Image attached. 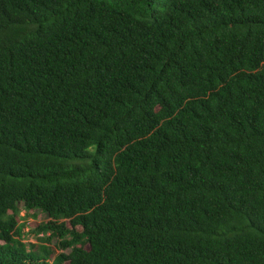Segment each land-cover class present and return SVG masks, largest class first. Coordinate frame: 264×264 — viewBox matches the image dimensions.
Listing matches in <instances>:
<instances>
[{
	"label": "trees",
	"instance_id": "16d2710c",
	"mask_svg": "<svg viewBox=\"0 0 264 264\" xmlns=\"http://www.w3.org/2000/svg\"><path fill=\"white\" fill-rule=\"evenodd\" d=\"M64 263L264 264V0H0V264Z\"/></svg>",
	"mask_w": 264,
	"mask_h": 264
},
{
	"label": "rangeland",
	"instance_id": "374dc122",
	"mask_svg": "<svg viewBox=\"0 0 264 264\" xmlns=\"http://www.w3.org/2000/svg\"><path fill=\"white\" fill-rule=\"evenodd\" d=\"M20 211H21V213L25 212L24 218H22V219L19 218L17 220L18 223H20V222L24 223V225L22 226V229H21V231H23L24 234H23L21 239H23V242H29V243H32L34 245H37L39 243V241L36 239V236H39V235H36V233L33 231V227L37 224V222L44 221L45 218H44L43 214H41L39 211H34V214L36 215L35 218H31V213L33 211L26 212V211H23L22 208L19 209V212ZM21 213H19V215ZM49 246L51 248V251H50V254L48 256V259L50 260L55 256V254L57 252H59L61 250H59V249L56 250L54 248V240L50 241ZM64 251H68V250H64ZM64 264H67V263H64Z\"/></svg>",
	"mask_w": 264,
	"mask_h": 264
},
{
	"label": "clouds",
	"instance_id": "9594fccd",
	"mask_svg": "<svg viewBox=\"0 0 264 264\" xmlns=\"http://www.w3.org/2000/svg\"><path fill=\"white\" fill-rule=\"evenodd\" d=\"M21 215H23V212L21 213Z\"/></svg>",
	"mask_w": 264,
	"mask_h": 264
}]
</instances>
